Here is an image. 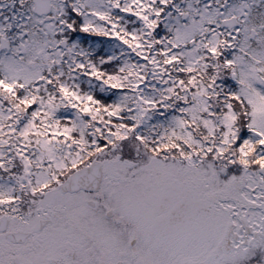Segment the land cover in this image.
<instances>
[{
    "label": "snow or ice",
    "instance_id": "6c2138e0",
    "mask_svg": "<svg viewBox=\"0 0 264 264\" xmlns=\"http://www.w3.org/2000/svg\"><path fill=\"white\" fill-rule=\"evenodd\" d=\"M0 264H264V0H0Z\"/></svg>",
    "mask_w": 264,
    "mask_h": 264
}]
</instances>
